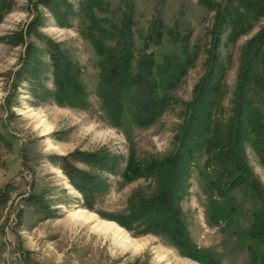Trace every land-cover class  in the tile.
I'll return each mask as SVG.
<instances>
[{"label":"rangeland","instance_id":"1","mask_svg":"<svg viewBox=\"0 0 264 264\" xmlns=\"http://www.w3.org/2000/svg\"><path fill=\"white\" fill-rule=\"evenodd\" d=\"M38 1L0 0V264H203L167 236L147 232L144 217L132 218L140 201L159 192L161 175L136 176L132 168L125 175L132 157L143 166L177 153L201 93L196 118L206 129L198 128L201 147L182 177L184 225L217 264H252V247L261 258L264 206L227 191L230 177L222 171L225 149L239 130V152L264 198V156L251 124L264 132V47L239 91L247 46L264 33V8L256 0H60L52 13L36 9ZM36 15L57 52L31 39L35 68L28 80L19 79L25 47L13 35ZM127 20L133 56L153 54L158 94L165 98L160 115L144 125L127 104L108 101L101 82L106 59L96 45L116 50ZM63 73L78 99L62 96ZM100 150L119 164L112 173L78 165L104 185L92 193L89 209L51 158ZM100 222L121 227L124 240L97 231ZM254 235H261L258 244Z\"/></svg>","mask_w":264,"mask_h":264},{"label":"trees","instance_id":"2","mask_svg":"<svg viewBox=\"0 0 264 264\" xmlns=\"http://www.w3.org/2000/svg\"><path fill=\"white\" fill-rule=\"evenodd\" d=\"M60 2V0H39L35 8L37 9L38 6H42L52 13H57ZM256 3L259 7L264 8L262 0H256ZM41 25V19L36 15L34 20L27 25L26 29L13 35L16 44L25 47L23 68L18 75L19 79L23 77L25 80H28L35 68L37 48L31 42V39L41 40L47 45L50 51L57 52L55 44L49 40H45L40 33ZM119 37L120 40L116 50L114 48L106 52L99 49L100 45H96L99 54L101 56L104 55L106 59L101 63L103 69L101 82L107 88L108 101L113 102L119 107H124L127 104L129 114L138 124L144 125L152 122L155 117L160 115V108L165 99H162L158 94L159 84L154 77V70L157 66L156 61L153 54H147V52L138 61L134 58L132 50L134 45L133 35L131 24L128 23V20L125 22V26L120 32ZM262 47H264V33L251 40L247 46L242 83L239 88L240 92L245 87L244 83L248 77L247 71L249 72V70L253 69L252 62L255 59L254 55ZM134 63H136V67ZM59 85H62V96L66 99L70 101L72 99H78L74 88L72 89L71 87L73 85L68 80L67 73L62 74ZM201 90L203 91V87ZM203 94L201 93L196 96L195 104L190 112L191 116L187 120L186 127L179 140L180 148L177 153L162 162L155 160L143 166L138 165L132 157L128 163V169L125 175L131 171V168L135 171L134 175L136 176L157 175L158 173L161 175L159 192L152 198L140 201L137 205V211L135 212L133 210V219H141L144 217L147 232L167 236L170 242L184 256L202 262L203 264H217L214 257L212 258L210 254L201 251L189 238L179 206L182 194L186 190L184 186L185 178L183 180L182 177H186L189 174V169L195 159L192 151L201 147L200 140L204 136V134H200L198 128L206 129L205 127L201 128V124L198 123L196 118L199 105L204 101ZM251 124L256 131L255 133L258 134L257 136H260L256 140L257 149L264 156V132H261V126H258V124L256 126V122ZM238 136L239 130L236 131L231 143L225 149L226 153L223 159L225 164L223 165L224 169L222 168V172L224 174L229 173L230 179L227 182V191L242 192L250 201L262 203L264 206V198L256 182L248 175L244 160L239 152ZM51 159L55 164L59 165L74 189L82 195L84 200L83 205L89 209H92L90 204L92 193L101 191L104 185L96 176L82 170L78 165L112 173L115 172L119 164L118 158L106 150L93 153L75 151L67 157H53ZM218 161L219 159H216L215 163ZM27 201L35 202V199L28 198ZM261 232L264 233V230ZM260 239L261 235H254L253 237V240L257 244ZM250 252L252 255V264H264V255L258 258L254 247L251 248Z\"/></svg>","mask_w":264,"mask_h":264},{"label":"bare ground","instance_id":"3","mask_svg":"<svg viewBox=\"0 0 264 264\" xmlns=\"http://www.w3.org/2000/svg\"><path fill=\"white\" fill-rule=\"evenodd\" d=\"M82 213H83L82 210H78L77 212L74 213V216L79 218L82 215ZM96 229L97 231L102 232V233H110L113 235L114 238H117L120 240L123 239L124 234H126L125 231L121 227H119L118 225L112 222H100L98 225H96Z\"/></svg>","mask_w":264,"mask_h":264}]
</instances>
